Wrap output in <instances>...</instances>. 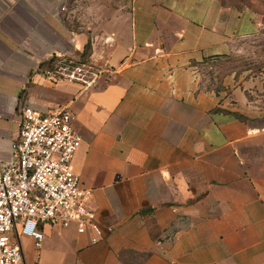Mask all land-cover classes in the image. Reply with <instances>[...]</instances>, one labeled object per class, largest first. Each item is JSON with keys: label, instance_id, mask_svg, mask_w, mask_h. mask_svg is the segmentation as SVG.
<instances>
[{"label": "crops", "instance_id": "0c3cea01", "mask_svg": "<svg viewBox=\"0 0 264 264\" xmlns=\"http://www.w3.org/2000/svg\"><path fill=\"white\" fill-rule=\"evenodd\" d=\"M87 43L103 88L42 75ZM23 106L72 113L101 237L17 224L22 264H264V0H0V163Z\"/></svg>", "mask_w": 264, "mask_h": 264}, {"label": "built area", "instance_id": "2783aa9c", "mask_svg": "<svg viewBox=\"0 0 264 264\" xmlns=\"http://www.w3.org/2000/svg\"><path fill=\"white\" fill-rule=\"evenodd\" d=\"M103 43H110V39ZM73 62L64 60L62 65L44 73L53 81L57 78L91 87L82 79L89 64L75 66ZM19 119L11 160L0 163V264H22L21 248L10 238L17 224H21L20 234L32 238L37 249L43 240L38 226L45 224L74 226L79 235L90 232L95 244L101 231L88 207L92 193L82 187L71 169L81 145V138L72 126V113L57 108L46 114L23 106Z\"/></svg>", "mask_w": 264, "mask_h": 264}, {"label": "rangeland", "instance_id": "374dc122", "mask_svg": "<svg viewBox=\"0 0 264 264\" xmlns=\"http://www.w3.org/2000/svg\"><path fill=\"white\" fill-rule=\"evenodd\" d=\"M88 64H89L88 67L84 68V71L82 73L84 77L82 79H84V81H87L91 84V87H90L91 89L103 88L107 83H110L112 81V76L109 74L110 73L109 69L98 68V67L92 66L90 63ZM235 65L236 64H231V63H228L227 65L225 63L221 65V69H223L224 71H228ZM236 66H239V65L237 64ZM42 75L48 78V76L44 72L42 73ZM54 79L55 81H59L57 80V78H54Z\"/></svg>", "mask_w": 264, "mask_h": 264}, {"label": "trees", "instance_id": "16d2710c", "mask_svg": "<svg viewBox=\"0 0 264 264\" xmlns=\"http://www.w3.org/2000/svg\"><path fill=\"white\" fill-rule=\"evenodd\" d=\"M89 53H90V44L87 43L84 47L83 50L79 56V59L77 61H74L73 64L75 66L78 65H88V58H89ZM61 59L58 58H51L48 63L46 64V70L53 68L54 66L62 65ZM45 71V70H44ZM43 71V72H44Z\"/></svg>", "mask_w": 264, "mask_h": 264}]
</instances>
